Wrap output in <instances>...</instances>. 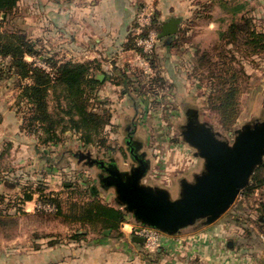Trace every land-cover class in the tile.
<instances>
[{
  "label": "rangeland",
  "instance_id": "obj_1",
  "mask_svg": "<svg viewBox=\"0 0 264 264\" xmlns=\"http://www.w3.org/2000/svg\"><path fill=\"white\" fill-rule=\"evenodd\" d=\"M190 1L194 11L177 18L178 37L158 39L150 51L136 44V49L121 56L117 70L99 67V77L93 66L99 83L90 108L105 115L108 123L91 144L83 143L81 135L72 131L63 135L59 144L41 143L38 132H28L24 128L27 103L19 97L20 85L28 81L10 69L9 57L0 59V195L4 198L0 264H42L43 250H77V238L73 237L77 233H84L85 243L102 238L105 233L100 228L67 221L44 200L55 196L88 202L93 198V187L99 191L98 200L119 207L114 188L106 189L98 181L92 160L115 158L119 168L129 170V130L136 128L135 139L142 143L150 161L143 182L167 188L175 198L180 194L181 180L192 181L204 164L195 155L196 149L183 139L188 110L193 109L201 122L230 143L243 125L264 120V53L250 55L242 42L227 44L221 36L230 23L244 17L264 31V0ZM160 19L156 12L149 25L138 30L136 23V36L159 33ZM153 22L154 28L148 29ZM0 29L21 32L34 43L40 55L26 56L29 62L47 68L46 60L77 63V0H20L4 21L0 16ZM166 40L171 43L168 48H164ZM227 67L232 71H225ZM234 73L240 92L235 116L227 124L222 110L209 98L219 93L223 83L220 78ZM49 103L54 112L52 93ZM29 194L33 199L27 203L24 198ZM243 196L239 195L223 216L236 211ZM258 197L245 200L254 204ZM126 223H134L136 234L139 223L131 214ZM61 253H55L52 260L62 256L68 262Z\"/></svg>",
  "mask_w": 264,
  "mask_h": 264
},
{
  "label": "crops",
  "instance_id": "obj_2",
  "mask_svg": "<svg viewBox=\"0 0 264 264\" xmlns=\"http://www.w3.org/2000/svg\"><path fill=\"white\" fill-rule=\"evenodd\" d=\"M192 7L190 0H77V63L91 62L97 77L102 75L99 67L114 71L121 56L133 50L130 39L138 33L136 17L141 10L159 13L163 26L172 18L188 17ZM164 45L171 43L166 40ZM253 196L259 197L248 204L245 199ZM243 198L236 211L213 224L199 221L177 234L164 233L155 250L133 233L134 223H124L121 235L105 233L89 243L81 239L72 252L43 250L42 264H264V219L258 212L264 187ZM58 252L69 261L62 256L52 260Z\"/></svg>",
  "mask_w": 264,
  "mask_h": 264
},
{
  "label": "trees",
  "instance_id": "obj_3",
  "mask_svg": "<svg viewBox=\"0 0 264 264\" xmlns=\"http://www.w3.org/2000/svg\"><path fill=\"white\" fill-rule=\"evenodd\" d=\"M20 0H0V16L4 21L18 6ZM155 23L148 27L154 28ZM2 27V26H1ZM222 38L227 44L242 42L250 55L264 53V31H259L250 18L230 23L222 32ZM137 36L131 37V48L136 49ZM39 56L34 43L23 33L0 29V59L10 58L9 67L21 80H27L20 85V98L27 103L24 125L28 132H38L41 143L59 144L63 135L68 131L81 135L85 144L94 142V136L99 135L102 128L108 123L105 115L90 108V101L96 95L98 80L92 73L91 62L73 63L66 61L54 63L46 60L48 68L39 66L35 61L29 62L26 56ZM228 73L232 71L227 67ZM234 73L230 77H221L222 87L215 97L209 100L215 108L222 110L225 123H230L235 116L234 105L240 92ZM53 94L56 106L50 110L49 96ZM27 126V127H26ZM38 129V131H36ZM60 129V133H59ZM44 135V136H43ZM264 187V162L253 174L249 185L244 189V196H251L258 189ZM93 197L88 202H74L62 200L52 196L44 200L55 206L59 216L72 223L100 228L104 233L115 231L121 235V228L128 220V214L121 207L111 206L98 200L99 191L90 189ZM26 195V194H25ZM54 195V194H51ZM33 195L25 196L26 201L33 199ZM3 196L0 195V225L2 224ZM258 212L264 219V203ZM77 241L85 238L84 233L73 235Z\"/></svg>",
  "mask_w": 264,
  "mask_h": 264
},
{
  "label": "water",
  "instance_id": "obj_4",
  "mask_svg": "<svg viewBox=\"0 0 264 264\" xmlns=\"http://www.w3.org/2000/svg\"><path fill=\"white\" fill-rule=\"evenodd\" d=\"M178 24L177 18L165 22L158 39L175 35ZM182 135L204 164L192 181L181 180L179 196L173 198L167 188L143 182L149 168L146 161L130 172L111 164L107 183L114 188L118 204L137 223L170 235L199 221L205 225L218 221L264 162V120L243 125L230 143L195 115L183 127Z\"/></svg>",
  "mask_w": 264,
  "mask_h": 264
},
{
  "label": "flooded vegetation",
  "instance_id": "obj_5",
  "mask_svg": "<svg viewBox=\"0 0 264 264\" xmlns=\"http://www.w3.org/2000/svg\"><path fill=\"white\" fill-rule=\"evenodd\" d=\"M196 113L193 111V109L187 111V121L190 118L195 117ZM135 129L129 130L127 137H126V146L128 148V151L130 153L132 163L130 165L129 170H123L119 168L121 171L124 172H130L132 169L138 167L142 162H147L149 164L150 168V161L147 158V155L144 151H142V143L135 139ZM94 162V166L97 168V176L98 181L104 188H113L112 186H109L107 183L109 181L110 175H111V164L118 166L117 161L115 158H110L109 160L104 159H98V160H92ZM119 167V166H118ZM148 168V170H149ZM147 170V172H148Z\"/></svg>",
  "mask_w": 264,
  "mask_h": 264
},
{
  "label": "built area",
  "instance_id": "obj_6",
  "mask_svg": "<svg viewBox=\"0 0 264 264\" xmlns=\"http://www.w3.org/2000/svg\"><path fill=\"white\" fill-rule=\"evenodd\" d=\"M153 15H154L153 13L148 12L145 9L141 10L136 17L137 24L139 26L138 30L139 28H143L149 25ZM157 36L158 33L153 31H151L145 37L138 35L136 39V44L144 48L146 51H150L154 48L155 43L158 40ZM135 233L143 238L148 249L155 250L160 244V240L163 232H161L156 228L139 224L135 230Z\"/></svg>",
  "mask_w": 264,
  "mask_h": 264
}]
</instances>
